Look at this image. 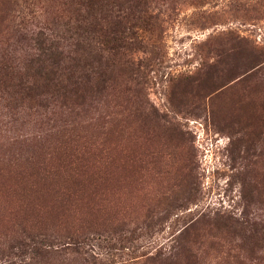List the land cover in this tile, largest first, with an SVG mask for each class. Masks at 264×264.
<instances>
[{
    "label": "rangeland",
    "instance_id": "374dc122",
    "mask_svg": "<svg viewBox=\"0 0 264 264\" xmlns=\"http://www.w3.org/2000/svg\"><path fill=\"white\" fill-rule=\"evenodd\" d=\"M66 2L0 0V264H264V0L112 11L82 98L21 100Z\"/></svg>",
    "mask_w": 264,
    "mask_h": 264
},
{
    "label": "trees",
    "instance_id": "16d2710c",
    "mask_svg": "<svg viewBox=\"0 0 264 264\" xmlns=\"http://www.w3.org/2000/svg\"><path fill=\"white\" fill-rule=\"evenodd\" d=\"M115 1L116 3L112 4H108L109 0H68V2L62 3V5L67 4L69 7H73L71 12L75 16V27L69 28L70 21H66L61 26L59 25L55 32L48 34L41 30L36 34L37 57L32 61L33 67L35 65L36 67L33 68L32 72L26 71L11 86L14 94L18 95L17 97H20L21 100L59 97L65 101L69 99L77 101V99L82 98L90 90L88 76L84 75L86 67L83 63L85 60L84 53L92 52V50H86L84 43L85 28L92 29L94 33L95 27L101 24L109 25L111 21H108L107 18L112 11L113 14L116 13L114 18L117 19L112 24L121 25L123 20L128 21L131 18L134 9H142L149 2V0ZM98 14L99 18L97 19ZM69 29L74 31L73 36H71L72 42H68L70 37L67 38ZM123 32L124 28H118L115 33L122 34ZM114 47L118 48V46L113 45L111 49L115 50ZM66 49L71 50L67 51ZM64 52H69V54L65 55ZM4 71L2 74L4 78L0 79L8 78L5 80L7 82L12 77L11 75L8 77L9 73Z\"/></svg>",
    "mask_w": 264,
    "mask_h": 264
}]
</instances>
